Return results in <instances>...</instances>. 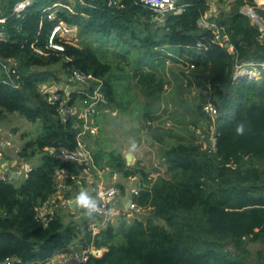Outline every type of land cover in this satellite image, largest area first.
<instances>
[{"label": "trees", "instance_id": "trees-1", "mask_svg": "<svg viewBox=\"0 0 264 264\" xmlns=\"http://www.w3.org/2000/svg\"><path fill=\"white\" fill-rule=\"evenodd\" d=\"M18 1L0 0V18L5 17L0 23V119L17 112L40 132L19 151L31 166L28 175L21 181L0 180V264H49L60 247L76 238L90 240L86 227L58 213L47 225L37 216L35 207L57 193L58 168L81 175L87 167L57 157L52 149H78V113L97 85L123 113V100L131 103L136 94L122 93L120 101L119 86L126 81L128 93L137 78L151 98L145 115L160 118L154 103L161 104L169 82L168 59L191 67L183 71L184 79L175 75L176 88L187 83L196 90L190 122L205 137L214 123V145L204 148L194 132L191 138L168 141L163 157L169 175L152 179L138 162L127 164L126 154L104 141L100 128L86 131L82 142L98 169L110 177L142 176L133 200L143 212L118 231L111 225L99 231L94 245L104 251L80 264H250L247 242L264 240V35L241 7L256 5L255 0H232L231 9L209 19L225 28L232 50L200 24L210 9L208 0H183V11L165 15L142 0H122V6L109 0H31L19 13ZM161 19L164 24H157ZM56 26H75L80 44L63 38L62 31L53 34ZM59 62L69 75L78 70L90 77L88 85L79 84L71 93L59 88L54 98L44 82ZM207 104L220 110L216 119L204 110ZM97 107L96 120L103 106ZM168 133L173 134L161 131ZM64 181L70 186L64 197L72 198L80 186L70 177ZM117 185L124 191L121 181ZM118 232L123 240L117 241ZM255 264H264V251Z\"/></svg>", "mask_w": 264, "mask_h": 264}, {"label": "rangeland", "instance_id": "rangeland-1", "mask_svg": "<svg viewBox=\"0 0 264 264\" xmlns=\"http://www.w3.org/2000/svg\"><path fill=\"white\" fill-rule=\"evenodd\" d=\"M209 1L211 2L212 9L204 14V17L207 20L222 11L231 9L230 4L232 0ZM52 11H54V9H52ZM209 12H211V14ZM154 21H156V19ZM158 21L157 24H164V19ZM214 23L219 25L215 21ZM262 34L264 35V32H262ZM61 36L72 43L80 44V38L75 26H70L68 28H65L64 26ZM89 42L94 45L101 44V42L95 38H90ZM227 46L232 50L233 47L230 43H227ZM109 47L112 48V46ZM190 68V66H185V64L181 62H175L170 59L167 60L164 69L169 82L164 85L166 90L164 97L161 99V104H158V102L154 103V107L157 108V114L160 115V118L155 120H151L145 115L146 101L151 98L146 96V93L143 90V83L139 82L137 78L133 80V86L129 89L128 93H126V89L124 88L127 84L126 81H123L124 83L120 84L121 87L119 86L118 99L120 101H122V93L124 97L136 94L135 99L131 103L123 100L127 104V109L123 113L118 110L116 103H111L99 89L100 100L98 103H101L103 108H101L102 111L97 116V120L94 118V121L97 123L98 128L101 129H99L102 135L101 138H103L104 141H109L112 146L121 149L123 153H131V164L138 162L139 166L144 167V169L153 177L158 175L167 177L169 175L168 166L163 157L164 149L168 141L176 142L178 141L179 136L187 139L191 138L192 132H194L197 141L203 143L204 148L213 147L214 145V132L216 129L214 123L211 126L210 135L205 137L202 133L203 130L195 129L194 125L190 122L191 114L189 113V104L193 103L196 90L194 88L189 89V87L186 86L187 83H185L179 91L176 88V85L178 84L175 75L184 79L183 71L188 72ZM256 69V72H258L259 68L257 67ZM44 83H46L49 89H54L52 94L57 95V90L59 88L67 93H71L78 90V87H80L79 82L72 79L71 75L67 73L63 64L60 62L49 68V76ZM137 103H139V106L136 108ZM207 113L211 114L213 119H216L220 114V110L215 113ZM117 114L120 116H116ZM187 126L188 128H186ZM163 128L170 129L173 134L168 133L161 135ZM0 129V142L2 140L5 141L3 142L5 146L0 145V152L3 151L0 155L1 159H3L5 155L10 157L18 156L19 158V151L25 142L36 137L40 132L39 125L28 120L24 115L17 112L9 114L4 119H0ZM159 135L163 137V140H158L156 138ZM34 163H37V161H30V164ZM22 176L16 181H21V179H23ZM136 177L135 180H130L131 184L143 181L141 175H137ZM119 180L121 181L120 175ZM138 215L139 211L137 212V216ZM65 220L70 221L72 218L68 217L65 218ZM120 240H123L122 235H118L117 237V241ZM260 251H264V240L247 242L246 253L250 264H255V262H257L258 253ZM57 263L58 262H56V264ZM75 264H77V262H75Z\"/></svg>", "mask_w": 264, "mask_h": 264}, {"label": "built area", "instance_id": "built-area-1", "mask_svg": "<svg viewBox=\"0 0 264 264\" xmlns=\"http://www.w3.org/2000/svg\"><path fill=\"white\" fill-rule=\"evenodd\" d=\"M122 0H109V5H118L122 6ZM150 9H152L158 15H165L167 13H179L184 10L186 3L183 0H142ZM31 3V0H21L18 1L15 5V12H22L23 9ZM264 12V2H256V5H244L241 7V12L248 15L254 23H256L262 32H264V15L260 11ZM5 20V17L0 18V23ZM200 24L203 26L212 29L215 39H217L221 44L229 43V36L224 27L217 25L207 19H205L204 15L200 19ZM66 28V27H65ZM60 26H56L53 30V34L57 31H63ZM0 38L3 37L2 31H0ZM50 45L54 48L59 50L63 49V46L54 43L50 40ZM11 63V62H10ZM12 64V63H11ZM7 69H12L11 65H7ZM13 71H15L13 69ZM253 71H248V73H252ZM72 79L78 81L80 85L85 86L89 83V78L87 75L83 74L78 70H74L72 75ZM100 85H97L95 88L94 95L90 98H86L82 100V105L80 109V113H78V117L81 118L82 121V132L78 133V149L76 150H68L64 147L53 148L52 152L57 156L64 160L75 161L79 163H84L87 167L83 174L75 175L74 173L71 174L68 172L66 168H58L57 169V176L59 180H65L66 178L70 177L71 179H75L77 182H81L82 180H91L92 177L99 176L100 180L102 181V174L101 170L98 169L93 161L91 153L86 149L84 143L82 142L81 136L86 132L90 131L94 133L98 130V125L94 121L95 115L99 112L97 104L100 100ZM58 95L54 94L53 97L57 98ZM205 111L207 112H216L217 109L213 107L211 104H207L204 107ZM61 110H66V107H61ZM21 167L25 168V172L23 173L24 177L28 175V172L31 169V166L28 164L27 161L24 159H20L18 162ZM10 179L9 176L6 175V172H0V180H8ZM96 197L94 198L97 201V207L93 211L92 215H88L91 219L86 221L85 227L91 233V238H81L79 244V252L74 257L77 264L82 262H86L89 258V255H96L100 256L103 251L96 248L94 245V238L97 232V223H107L110 221V201L118 194V187L115 184L104 185L98 184L96 189ZM131 191L135 194L140 192L138 188H132ZM56 198L53 197L49 198L44 203L37 205L36 213L37 216L44 221L45 225L48 224V221L52 219L54 215L53 206L55 205ZM66 201H63L65 203ZM130 207L137 210V212H141L142 208L134 200L130 199ZM84 209V208H83ZM86 213V210L84 209ZM87 215V214H86ZM86 233V230L85 232ZM94 245V246H93ZM49 264H53L52 261Z\"/></svg>", "mask_w": 264, "mask_h": 264}, {"label": "crops", "instance_id": "crops-1", "mask_svg": "<svg viewBox=\"0 0 264 264\" xmlns=\"http://www.w3.org/2000/svg\"><path fill=\"white\" fill-rule=\"evenodd\" d=\"M209 1V0H208ZM229 2V1H228ZM255 2H264V0H255ZM210 3V9L211 10V2ZM231 6V4H230ZM211 14V12H209ZM46 87V85H44ZM49 89V87H47ZM54 89H49L50 92H52ZM1 130V129H0ZM1 135V133H0ZM5 142L2 140L0 142V145L5 146L3 144ZM24 142V141H23ZM1 146V147H2ZM17 152V151H16ZM3 153V151L0 152V155ZM19 155V154H18ZM20 158V157H19ZM18 156H6L3 157V159L0 158V172H6V175L10 177L12 180H19L21 178L22 174L25 172V168L21 167L19 165V159ZM34 165V164H32ZM131 165V164H129ZM102 178L103 180L101 181L99 176H96L95 178L92 177V179L89 180H82L81 182H78L80 189L73 191V197L72 198H65V190L69 189L70 186H67L64 180H60V186H58L57 193L54 195L56 198L55 205L53 206L54 213H58L62 215L65 218H72L73 221H75L78 225L81 227H85L86 221L90 220L91 218L86 215L84 212L83 207H81L78 203L75 204L74 207H71L69 205V201L71 199L77 198L78 194L84 190L87 191V193L92 196L93 198L96 197V194L94 196V190L96 189L98 184H104V185H110V184H115L117 185L119 180V175L117 173H114L113 176L108 175V171L106 170H101ZM104 172L106 174H104ZM106 177H103L105 176ZM159 176V175H158ZM158 176H151L149 174V178L156 179ZM24 178V175L22 176ZM137 177H130V179L126 178H121V183L124 184L125 189L124 191H121V189L118 187L119 191L118 194L110 201V221L107 223H97V232L106 229L108 226H113L116 231L119 230V227L121 223L126 222L127 224L131 223L134 218L137 216V210L134 208L130 207V199L133 200V196L136 195L131 191L132 188H139L141 189L142 183H133L131 184L130 180H135ZM9 179V180H10ZM117 179V180H116ZM22 180V179H21ZM63 189H62V188ZM96 192V191H95ZM53 197V196H52ZM63 201H66L63 203ZM143 210V209H142ZM142 212V211H141ZM133 217V218H132ZM68 222V221H67ZM121 232H118V235ZM117 235V237H118ZM80 239L81 238H76L72 242L60 247L54 255L50 258L53 264H75V259L74 257L77 255L79 252V244H80ZM94 246V245H93ZM101 251H104L103 248H98Z\"/></svg>", "mask_w": 264, "mask_h": 264}, {"label": "clouds", "instance_id": "clouds-1", "mask_svg": "<svg viewBox=\"0 0 264 264\" xmlns=\"http://www.w3.org/2000/svg\"><path fill=\"white\" fill-rule=\"evenodd\" d=\"M237 132H243V127H238ZM77 203L86 210V214L89 216L97 207V201L84 190L78 194Z\"/></svg>", "mask_w": 264, "mask_h": 264}, {"label": "water", "instance_id": "water-1", "mask_svg": "<svg viewBox=\"0 0 264 264\" xmlns=\"http://www.w3.org/2000/svg\"><path fill=\"white\" fill-rule=\"evenodd\" d=\"M126 159H127V164H131L132 154H131V153H127V154H126ZM104 174H106V173L104 172ZM103 177H106V175L103 176ZM76 203H77V198L71 199V200L69 201V205H70L71 207H74Z\"/></svg>", "mask_w": 264, "mask_h": 264}, {"label": "bare ground", "instance_id": "bare-ground-1", "mask_svg": "<svg viewBox=\"0 0 264 264\" xmlns=\"http://www.w3.org/2000/svg\"><path fill=\"white\" fill-rule=\"evenodd\" d=\"M153 11V10H152Z\"/></svg>", "mask_w": 264, "mask_h": 264}]
</instances>
